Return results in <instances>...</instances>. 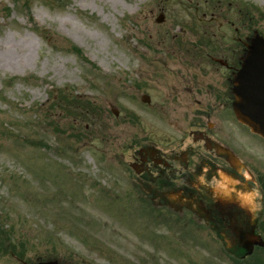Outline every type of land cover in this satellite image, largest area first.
Masks as SVG:
<instances>
[{
  "label": "rangeland",
  "instance_id": "1",
  "mask_svg": "<svg viewBox=\"0 0 264 264\" xmlns=\"http://www.w3.org/2000/svg\"><path fill=\"white\" fill-rule=\"evenodd\" d=\"M210 2L0 0V264H264V247L223 250L232 236L174 198L144 199L143 181L117 162L129 160L126 147H172L186 131L173 98L179 71L220 67L205 59L212 48L233 62L238 39L264 36V0ZM222 8L233 26L210 20ZM210 120L214 138L244 139ZM246 145L264 177V144Z\"/></svg>",
  "mask_w": 264,
  "mask_h": 264
},
{
  "label": "flooded vegetation",
  "instance_id": "2",
  "mask_svg": "<svg viewBox=\"0 0 264 264\" xmlns=\"http://www.w3.org/2000/svg\"><path fill=\"white\" fill-rule=\"evenodd\" d=\"M222 10L220 16L210 12V20L218 27L232 25L231 20L226 18L224 9ZM202 16L205 17L206 14L203 13ZM204 56L207 61L220 67L205 68L206 65L202 64V72H189L187 69L185 72L179 71L176 77L173 98L185 110L182 119L186 131H181L176 144H170L172 147L158 150L143 148L131 153L130 164L138 172V181L141 180L146 185L148 195L145 191L144 198L162 204L172 203L171 199L174 198L180 207L191 209L196 220L210 225L214 235L232 236L234 243L229 244L231 248L227 244L224 247L228 251L239 252L244 251L246 235L252 229L260 233L262 228L256 220L250 221L249 214L236 198L230 199L228 203L222 202L224 196L219 192V196L216 194L214 181L220 180L219 173L236 179L237 183L232 190L234 197V194L243 190L239 182H245L241 175L242 166L230 153L233 151L246 157V130L237 122L238 125L231 122L230 84L240 57L232 62L227 51H211ZM210 70H215L218 74L211 75ZM204 71H207L206 74L212 80L200 78ZM201 103L203 107L199 112L198 106ZM212 117L219 119L223 126L226 123V127L229 124L241 129L244 132L242 142L236 139V134L227 135L222 140L214 138L210 122ZM168 143L171 141H166ZM237 157L244 164L241 157ZM258 163L255 158H248L247 164L250 167L256 169ZM189 204L194 207L188 206Z\"/></svg>",
  "mask_w": 264,
  "mask_h": 264
},
{
  "label": "water",
  "instance_id": "3",
  "mask_svg": "<svg viewBox=\"0 0 264 264\" xmlns=\"http://www.w3.org/2000/svg\"><path fill=\"white\" fill-rule=\"evenodd\" d=\"M247 48L241 68L235 77L233 92L236 97L232 105L238 120L264 137V38L255 35ZM246 241L249 245L251 242L263 244L256 236L250 234ZM37 264L58 263L53 260Z\"/></svg>",
  "mask_w": 264,
  "mask_h": 264
},
{
  "label": "bare ground",
  "instance_id": "4",
  "mask_svg": "<svg viewBox=\"0 0 264 264\" xmlns=\"http://www.w3.org/2000/svg\"><path fill=\"white\" fill-rule=\"evenodd\" d=\"M221 176V181L217 182V185L214 187L216 194L219 196L218 192L224 196L222 198V202L228 203L230 202L229 200L231 199L230 196V190L227 187V183H230L226 177ZM239 184L243 187V190L239 192V194H237V196H239V201H241L242 204H244L243 206L246 207V209H248L249 212H253L256 209H258V207L256 206V201H255V197L254 194H256V192L253 189H250L247 185L246 182H239ZM229 196L230 198L227 199L226 197ZM253 210V211H252Z\"/></svg>",
  "mask_w": 264,
  "mask_h": 264
}]
</instances>
